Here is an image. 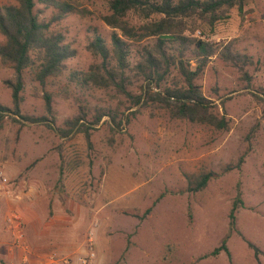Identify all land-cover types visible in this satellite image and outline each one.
Masks as SVG:
<instances>
[{
  "label": "rangeland",
  "instance_id": "obj_1",
  "mask_svg": "<svg viewBox=\"0 0 264 264\" xmlns=\"http://www.w3.org/2000/svg\"><path fill=\"white\" fill-rule=\"evenodd\" d=\"M58 1L83 11L51 29L75 50L67 70L86 71L100 61L88 50L95 36L110 43L113 30L102 21L110 0ZM13 2L0 0V6ZM36 11L46 20L53 15L39 2ZM127 18L138 27L160 16ZM183 21L185 36L230 42L252 62L233 65L213 57L195 80L228 130L174 119L155 106L131 107L112 89H80L66 74L41 87L25 72L19 115L43 118L27 122L12 112L6 82L14 74L0 65V106L10 109L0 111V173L7 178L0 180V242L27 253L54 241L66 247L39 251L40 264L47 251L52 264H80L90 237L96 252L90 264H264V0H249L241 13L230 9L212 25L196 16ZM151 42L131 44L130 62ZM108 111L114 120L102 115ZM77 117L83 126L62 135ZM225 168L202 190L188 191L186 175ZM238 193L243 204L231 228ZM223 243L229 254L211 255ZM0 264L6 261L0 258Z\"/></svg>",
  "mask_w": 264,
  "mask_h": 264
},
{
  "label": "trees",
  "instance_id": "obj_2",
  "mask_svg": "<svg viewBox=\"0 0 264 264\" xmlns=\"http://www.w3.org/2000/svg\"><path fill=\"white\" fill-rule=\"evenodd\" d=\"M13 1L12 4L0 6V34L4 37L0 44V65L10 68L14 74V80L6 83L11 89L15 116L27 122L43 119L19 115L25 72L41 87L48 79L66 74L69 83L80 89H112L116 96L125 97L131 107L155 106L166 110L174 119L207 125L220 131L229 129L228 121L202 94L195 80L213 57L233 65H249L252 62L246 55L232 51L230 42L185 36L187 28L183 18L196 16L212 25L230 9L236 8L241 13L249 0H110L109 13L102 17L104 24L113 30L110 43L95 36L88 50L100 61L90 65L86 71L67 70L65 62L74 57L75 50L64 42L60 33L51 29L53 22L68 14H82V9L58 0ZM38 2L44 8L53 9L49 20L41 18L40 11H36ZM130 13L145 20L153 15L160 18L135 27L128 21ZM163 35L172 37L161 38ZM146 39L152 42L142 46L137 62L131 63V44ZM133 87L138 89V93L134 92ZM44 99L50 112V95L45 93ZM0 111L10 112V109L0 106ZM102 115L111 120L116 118L112 111ZM79 120L77 117L68 121L69 129L61 130V134L66 135L83 126L79 125ZM228 170L186 175L187 189L190 192L200 191L212 178ZM242 204L238 193L229 212L231 228L235 226V214ZM247 244L255 248L252 243ZM221 251L229 254L226 244L214 249L211 255Z\"/></svg>",
  "mask_w": 264,
  "mask_h": 264
},
{
  "label": "crops",
  "instance_id": "obj_3",
  "mask_svg": "<svg viewBox=\"0 0 264 264\" xmlns=\"http://www.w3.org/2000/svg\"><path fill=\"white\" fill-rule=\"evenodd\" d=\"M47 243H49V242L47 241ZM29 245H30V247L32 246L31 244H29ZM65 248L61 247L60 243L54 241V242L49 243V244H44L43 246H41L40 250H33L34 248L31 247V249H30L31 253H27V252L23 251L22 249L18 250V251L14 250L13 243H7L6 245H4L3 242H0V254L2 253L0 258H3V260L6 261V264H8V263L38 264L37 263L38 262L37 257L35 255L40 253L39 251H43L46 249L48 251H50V249H52V250L57 249L60 251L61 249H65ZM3 249H4V252H3ZM37 249H38V247H37ZM48 251H47V254H45V261L44 262H46V263H44V264H52L55 262L54 260L51 259V256L53 254L49 253ZM71 264H79V263L77 261H73Z\"/></svg>",
  "mask_w": 264,
  "mask_h": 264
},
{
  "label": "built area",
  "instance_id": "obj_4",
  "mask_svg": "<svg viewBox=\"0 0 264 264\" xmlns=\"http://www.w3.org/2000/svg\"><path fill=\"white\" fill-rule=\"evenodd\" d=\"M0 180L3 182V184L7 183V178L2 176V173H0ZM6 195H9V191H6L5 192ZM22 234L21 233H18L17 235V245L16 246H20V239L22 238ZM13 246H14V249H15V243H13ZM20 248L22 250H26L23 246H20ZM96 257V252H95V248H94V243H93V240L92 238L90 237L88 240H87V243H86V247L84 249V255L81 256L79 258V261H80V264H90ZM51 259L54 260V256H51ZM55 261V260H54ZM64 264H70V261L69 259H66L63 261ZM38 264H40L38 262Z\"/></svg>",
  "mask_w": 264,
  "mask_h": 264
},
{
  "label": "water",
  "instance_id": "obj_5",
  "mask_svg": "<svg viewBox=\"0 0 264 264\" xmlns=\"http://www.w3.org/2000/svg\"><path fill=\"white\" fill-rule=\"evenodd\" d=\"M170 37H172V36H168V35L161 36V38H170Z\"/></svg>",
  "mask_w": 264,
  "mask_h": 264
}]
</instances>
